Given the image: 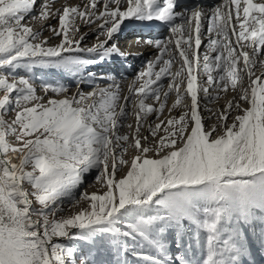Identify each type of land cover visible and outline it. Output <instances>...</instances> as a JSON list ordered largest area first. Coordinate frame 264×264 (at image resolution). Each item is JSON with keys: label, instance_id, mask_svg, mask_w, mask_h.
<instances>
[{"label": "snow or ice", "instance_id": "obj_1", "mask_svg": "<svg viewBox=\"0 0 264 264\" xmlns=\"http://www.w3.org/2000/svg\"><path fill=\"white\" fill-rule=\"evenodd\" d=\"M57 3L0 0V264H257L264 79L253 67L264 55V0H224L210 12L203 0ZM205 20L216 38L201 55ZM32 22L60 42L41 39ZM156 22L171 35L147 41L159 54L134 77L130 95L112 74L88 70L127 59L117 43L124 30ZM82 26L95 44L83 46ZM229 88L238 98L206 127L198 93L218 99ZM173 92L168 112L181 114L161 120ZM129 104L137 126L122 134ZM150 114L159 120L148 124L151 139L140 135ZM93 173L103 190L79 192ZM77 194L83 206L61 215Z\"/></svg>", "mask_w": 264, "mask_h": 264}, {"label": "rangeland", "instance_id": "obj_2", "mask_svg": "<svg viewBox=\"0 0 264 264\" xmlns=\"http://www.w3.org/2000/svg\"><path fill=\"white\" fill-rule=\"evenodd\" d=\"M66 1L68 2V3H71V1H74V0H65V2L63 1V0H59V2H60V4L62 3V2H64L63 4H65L66 3ZM221 24H223V20H220L219 21ZM55 23H57L56 21H54V24ZM205 28H204V31L206 32V33H203V35H205V37H210V34H209V32H208V21L207 20H205ZM34 24L35 25H37V27L38 28H40V30L42 31V36H41V39H44V38H48L49 40H50V38L52 37V33L50 32V31H48L47 33H46V30H45V28H42V25H41V23L40 22H34ZM84 27L82 26L81 27V29H83ZM44 29V30H43ZM87 30V29H86ZM170 29L168 28L167 29V31H169ZM81 32H82V30H81ZM93 37H95V35L93 36ZM212 37H214V38H216L215 37V33H212ZM102 38V37H101ZM103 39V38H102ZM219 39L222 41V42H225L224 40H223V37L221 36V37H219ZM232 39L234 40V37H232ZM208 41H209V39H208ZM208 41L206 42V43H204V44H207L208 43ZM60 42V38L59 37H52L51 38V42L49 41V44L51 45V46H54V45H56V44H58ZM204 44H202V46H201V48L202 49H200V52H201V54L204 52V50H203V46H205ZM137 45V44H136ZM208 45V44H207ZM206 45V46H207ZM205 46V49H207V47ZM248 50H250L251 51V49H248ZM206 51V50H205ZM159 54V52L158 51H155V52H153V54L151 53V55L148 57V59H149V61H152V60H154V58L157 56ZM213 56L215 55V53L214 54H212ZM164 59H168V56L167 55H165L164 56ZM255 60L257 59L258 61H263L264 60V55H260V56H258V57H256V58H254ZM149 61H147V63H146V67H145V69L147 68V64H148V62ZM179 63V61L178 62H176L175 64H174V66H173V68H172V71L173 72H175L176 70H178L179 69V67H180V65L178 64ZM179 65V66H178ZM258 66V67H257ZM257 66H256V74H260L261 72L262 73H264V65L263 64H258L257 63ZM239 67V66H238ZM144 69V70H145ZM258 69V70H257ZM89 71H92L93 72V69L91 68H89L88 69ZM156 70H158V68L156 69ZM139 72H140V70H139ZM139 72H137V74L139 73ZM136 74V75H137ZM214 75H215V73H213ZM121 79H119V80H116V83H118L119 85H120V87H121V94L123 95V96H127L128 94H129V86L131 85V83L133 82V78H134V76H132V77H129L128 79H125V78H123V77H120ZM205 80L206 79V77L205 76H203V75H201V81L202 80ZM248 78H247V75H245V78H244V84H245V86H247V84H248V80H247ZM262 79H264V76H262ZM200 79H198V81H199ZM64 83H66V84H70V87H71V90L72 91H75L76 90V85H75V83L74 82H70L68 79H65L64 81H63ZM121 82V83H120ZM170 82V77H167V78H165V79H163V84H164V87H167V84ZM203 82V81H202ZM140 83H143V80H141L140 82H138L137 83V87H139V84ZM205 86H207V85H205ZM123 87V88H122ZM127 89V90H126ZM214 89V90H213ZM216 88L215 87H213L212 88V90L210 89V94H212L213 92L212 91H214V95L212 96V97H215L216 96V94H217V90H215ZM234 91L233 90H231V88H229L227 91H220L219 92V98L218 99H209V100H207V99H204V97H201V99L199 100V104L201 105V106H205V107H207V108H205L206 110H208V113H204L203 111L201 112V116H202V118H203V121H204V124H205V126L207 127V126H209V125H212V124H214V123H216V119H215V117H214V113L216 112V113H219L222 109H223V107L222 106H224V107H226V104H227V102L229 101V100H232L233 98L232 97H234ZM199 95L200 94H202V92H200V93H198ZM132 95V94H131ZM133 97H135V96H133ZM175 101V95L174 94H170V98H169V100H168V103H173ZM185 101H186V103H190V97H185ZM134 102H135V100H134ZM150 102H153V103H155V106H157L158 107V104L153 100V99H151V98H149V99H147L146 101H145V103H147V104H149ZM217 102V103H216ZM129 110L131 111V113H130V116H127V118L126 119H124L123 121H122V123L125 125H128V124H131L132 125V129H129L128 127H126V125H125V127H123V128H121V133L122 134H126V133H129V132H131V131H133L135 128H136V119H135V115H134V111H135V109L133 108V105L132 104H129ZM245 107H247V105H245ZM200 110H202L201 108H199ZM209 109L211 110V111H209ZM204 110V109H203ZM210 112V113H209ZM211 112H212V114H211ZM181 114V108H180V110H174L171 114L168 112V110H165L164 111V113H163V115L162 116H160V118L159 119H165L166 117H168L169 115H171V116H176V117H178L179 115ZM237 114V112L236 111H234V113L232 114V116H230V117H234L235 115ZM132 115V116H131ZM206 115V116H205ZM210 115V116H209ZM155 117H153V118H151L152 120H153V122H151V120L150 119H146L145 120V122L146 123H144V125H143V128H141V130H140V135H141V137H149V139H151V136H150V133H149V131H148V124H152V123H158L159 122V120L157 119V117H156V114L154 115ZM229 117V118H230ZM232 119V118H231ZM149 120V121H148ZM206 120V121H205ZM230 120V119H229ZM229 122V121H228ZM229 123H231V120H230V122ZM146 124V125H145ZM130 154H131V150H130ZM94 175H95V173H93L92 175H89L88 176V179L86 180V182L84 183V185H83V187L82 188H80L79 189V192H88V193H92V192H94V191H98V190H100V191H102L103 190V185H100V184H97V183H95V181H94ZM119 175V174H118ZM79 199V196H78V194L76 195V197H75V199L73 200V201H68V200H65L64 201V203H63V205H62V207H63V211L61 212V215H65V216H67V215H71V214H73V213H75L76 211H78L79 210V208L80 207H82L83 206V202H81V203H79V204H77V203H75V201L76 200H78ZM258 256H261V257H263L264 258V254H258L257 256H256V260H257V262L258 261H261L259 258H258Z\"/></svg>", "mask_w": 264, "mask_h": 264}, {"label": "bare ground", "instance_id": "obj_3", "mask_svg": "<svg viewBox=\"0 0 264 264\" xmlns=\"http://www.w3.org/2000/svg\"><path fill=\"white\" fill-rule=\"evenodd\" d=\"M64 2H65V0H63ZM64 2H62V3H64ZM80 2V0H74V1H71V3L72 4H77V3H79ZM224 2V0H218V1H216L215 3H213L212 1H209V2H207L205 5H204V9H205V12H210V6H213V5H217V4H222ZM179 3L182 5V6H184V5H191V4H189V3H187L185 0H179ZM65 4H68V2L66 1V3ZM55 7H60V2L59 3H57L56 5H55ZM234 7V6H233ZM180 10H182L181 8H178L177 9V11H180ZM221 20H223V18H221ZM54 21L55 20H49V21H47V23H49V24H52L53 26H57V23H55L54 24ZM205 22V21H204ZM77 23H79V21L77 20ZM177 23H180V21L178 20L177 21ZM32 24H33V26H34V28H36L37 30H40V28H38L37 27V25H35L34 24V22H32ZM204 28H205V23L203 24V28H202V33H206L205 31H204ZM87 28H83V29H81L82 30V33H84V32H88L89 34L87 35V38L84 40V44H83V46H90V45H93V44H95L96 42H97V40H96V35H95V37H93L94 36V34L93 33H90L89 32V30L87 29ZM44 30V29H43ZM46 30V33L48 32V30L47 29H45ZM136 29H129L128 31H124L123 32V34H129V33H133V31H135ZM138 32L141 34V36H142V40H139V41H137V42H135L134 44H133V46H137L140 50H141V52H140V54L137 56V57H135L134 58V60H135V66L127 73V76H126V78L125 79H128L129 77H132V76H136V74H137V72H139V70L141 71V70H144L145 69V67H146V63H147V61H149V59H148V57L151 55V53L153 54V52H155V51H158L154 46H152V45H149L148 43H147V39H143V38H151V39H161V40H167L169 37H170V35H171V33H170V30L169 31H167L166 30V28H162V29H160V30H158V31H141V30H138ZM210 34V36H212V33H209ZM52 37H53V35H52ZM51 37V38H52ZM51 38H50V42H51ZM103 38V37H102ZM101 38V39H102ZM201 39H202V44H204V43H206L207 41H208V39H209V37L207 36V37H205V35H202V37H201ZM119 40H121L120 38L117 40V43H118V41ZM137 44V45H136ZM208 44V43H207ZM207 44H204L205 46L207 45ZM205 46H203L204 48H203V50H204V52H205V50H207V49H205ZM207 47V46H206ZM202 49V48H201ZM250 51V50H249ZM203 52V53H204ZM201 53V52H200ZM203 53L201 54V55H203ZM212 54H214V53H212ZM211 54V55H212ZM254 58H256V57H254ZM128 59V58H127ZM177 62H178V60H177ZM257 63L258 64H263L264 65V60L263 61H258L257 59H256V64L254 65V67H253V72L255 73V75H260L261 77L262 76H264V73H260V74H256V66H257ZM179 64V63H178ZM180 65V64H179ZM178 65V66H179ZM258 67V66H257ZM92 69H93V72H95V73H97V74H102V73H107V72H105L106 70H108L110 67L108 66V65H105V66H99V67H96V66H93V67H91ZM90 68V69H91ZM101 68H103L104 70H102V71H99ZM258 70V69H257ZM202 75V74H201ZM201 75L200 76H198V79H200L199 81H198V83H200V82H202V81H204V79L201 81ZM117 78V77H116ZM116 78H114V79H116ZM134 79V78H133ZM165 79V78H164ZM116 80H119V79H116ZM248 80V79H247ZM247 82H249V81H247ZM121 83V82H120ZM123 88V87H122ZM165 89H166V87H165ZM127 90V89H126ZM212 90V89H211ZM214 90V89H213ZM216 90V89H215ZM213 93H214V91H212ZM210 94L209 93V95H210V97H212L214 94ZM171 94H174V95H176L174 92L173 93H171ZM128 95H130V93L128 94ZM133 96H135V94H132ZM217 95V94H216ZM198 96H199V100L201 99V97H204V94L202 93V94H198ZM234 96L235 97H237L238 98V92H235L234 93ZM233 98V97H232ZM205 99V98H204ZM207 100H209V99H207ZM217 103V102H216ZM149 104H151V105H153V106H155V103H153V102H150ZM171 104L172 103H168V105H167V107L165 108V110H168V107H170L171 106ZM157 107V106H156ZM223 108H225L224 106H222ZM200 108L202 109V110H200L199 109V111H200V114H201V112L203 111L204 113H208V110H206L205 108H207V107H205L204 105L203 106H201L200 105ZM204 109V110H203ZM208 109V108H207ZM177 110H180V108H177ZM130 113H131V111L129 110V115L128 116H130ZM210 113V112H209ZM216 113V112H215ZM214 113V114H215ZM234 113V111L231 113V115L230 116H232V114ZM211 114H212V112H211ZM155 114H150V115H148V117L146 118V119H150L151 120V122H153V120L151 119V118H153V117H155L154 116ZM132 116V115H131ZM206 116V115H205ZM210 116V115H209ZM232 117H230L229 119L232 121V119H231ZM230 120H229V122H230ZM149 121V120H148ZM206 121V120H205ZM144 123H146V122H144ZM126 125V124H125ZM146 125V124H145ZM143 128V127H142ZM148 129V128H147ZM88 179V178H87ZM258 258L260 259V258H263V257H261V256H258ZM263 262H264V260L262 261V263L261 264H263Z\"/></svg>", "mask_w": 264, "mask_h": 264}]
</instances>
